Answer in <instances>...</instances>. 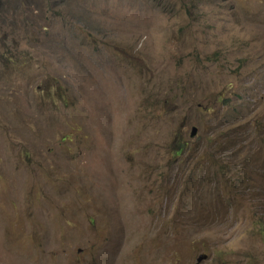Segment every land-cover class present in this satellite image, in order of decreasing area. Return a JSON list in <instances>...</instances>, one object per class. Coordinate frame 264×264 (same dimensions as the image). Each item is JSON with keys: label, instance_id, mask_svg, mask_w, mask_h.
Here are the masks:
<instances>
[{"label": "rangeland", "instance_id": "374dc122", "mask_svg": "<svg viewBox=\"0 0 264 264\" xmlns=\"http://www.w3.org/2000/svg\"><path fill=\"white\" fill-rule=\"evenodd\" d=\"M0 264H264V0H0Z\"/></svg>", "mask_w": 264, "mask_h": 264}, {"label": "water", "instance_id": "95a60500", "mask_svg": "<svg viewBox=\"0 0 264 264\" xmlns=\"http://www.w3.org/2000/svg\"><path fill=\"white\" fill-rule=\"evenodd\" d=\"M194 132H195V127H192V131L190 132V134H193ZM204 257H205V255L200 254V255L197 257V262H199L200 260H202Z\"/></svg>", "mask_w": 264, "mask_h": 264}]
</instances>
